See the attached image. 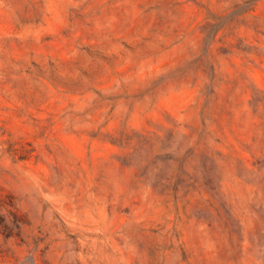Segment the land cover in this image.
I'll return each mask as SVG.
<instances>
[{"label":"rangeland","instance_id":"obj_1","mask_svg":"<svg viewBox=\"0 0 264 264\" xmlns=\"http://www.w3.org/2000/svg\"><path fill=\"white\" fill-rule=\"evenodd\" d=\"M0 264H264V0H0Z\"/></svg>","mask_w":264,"mask_h":264}]
</instances>
